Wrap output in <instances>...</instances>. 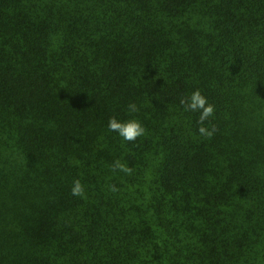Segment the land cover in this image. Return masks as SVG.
I'll return each mask as SVG.
<instances>
[{"label":"trees","instance_id":"obj_1","mask_svg":"<svg viewBox=\"0 0 264 264\" xmlns=\"http://www.w3.org/2000/svg\"><path fill=\"white\" fill-rule=\"evenodd\" d=\"M0 264H264V0H0Z\"/></svg>","mask_w":264,"mask_h":264},{"label":"clouds","instance_id":"obj_2","mask_svg":"<svg viewBox=\"0 0 264 264\" xmlns=\"http://www.w3.org/2000/svg\"><path fill=\"white\" fill-rule=\"evenodd\" d=\"M181 104L184 105L185 110L199 112V120L198 123L200 127L198 128V132L201 136L211 138L215 129L213 128L211 131L205 126L204 122L212 117L215 113V106L213 104L208 103L207 97H205L199 89H196L190 97L182 98ZM129 113H135L139 111V108L136 104L131 103L128 105ZM108 129L110 132H116L122 137L125 141L132 142L137 140L138 137H141L146 134V128L142 125V123L138 119H130L127 121H120L115 116L109 118ZM112 171H122L128 175H131L133 169L127 166L124 163H121L117 160L112 166ZM110 190L117 191L115 186H110ZM71 195L77 197H85V187L82 184L81 180L76 179L73 182V186L71 188Z\"/></svg>","mask_w":264,"mask_h":264}]
</instances>
